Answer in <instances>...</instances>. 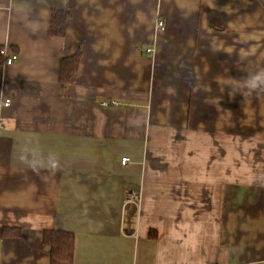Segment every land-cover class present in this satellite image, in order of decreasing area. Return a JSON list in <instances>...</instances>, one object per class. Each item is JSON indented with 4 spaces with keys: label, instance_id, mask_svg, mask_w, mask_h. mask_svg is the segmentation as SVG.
I'll list each match as a JSON object with an SVG mask.
<instances>
[{
    "label": "crops",
    "instance_id": "1",
    "mask_svg": "<svg viewBox=\"0 0 264 264\" xmlns=\"http://www.w3.org/2000/svg\"><path fill=\"white\" fill-rule=\"evenodd\" d=\"M0 46V264L49 228L73 264H264V0H0Z\"/></svg>",
    "mask_w": 264,
    "mask_h": 264
},
{
    "label": "trees",
    "instance_id": "2",
    "mask_svg": "<svg viewBox=\"0 0 264 264\" xmlns=\"http://www.w3.org/2000/svg\"><path fill=\"white\" fill-rule=\"evenodd\" d=\"M71 13L68 10L54 9L50 16L49 33L52 36H65L69 29ZM1 49V46H0ZM81 52L77 51L69 56L63 57L60 67V81L63 86L68 85L79 68ZM0 63L2 56L0 55ZM5 235H20L19 229L4 228ZM155 237V231L151 232ZM43 242L50 247V264H73L75 234L72 231L49 228L43 232Z\"/></svg>",
    "mask_w": 264,
    "mask_h": 264
},
{
    "label": "built area",
    "instance_id": "3",
    "mask_svg": "<svg viewBox=\"0 0 264 264\" xmlns=\"http://www.w3.org/2000/svg\"><path fill=\"white\" fill-rule=\"evenodd\" d=\"M157 26L159 29L164 28V22L162 19H158ZM151 48H147V51H151ZM0 55L2 56V63L4 65H12L14 64L17 60H19V53L17 51L11 50L8 46H3L0 49ZM11 103L10 99H6L3 102V105L8 106ZM116 102L114 101H104L103 105L108 106V105H115ZM2 121H5L6 118H1ZM128 161V158L125 157L123 158L122 162L126 163ZM140 197V194L137 193L134 190L127 191L125 193V198H124V204L125 205H134L138 208L139 202L138 198Z\"/></svg>",
    "mask_w": 264,
    "mask_h": 264
},
{
    "label": "clouds",
    "instance_id": "4",
    "mask_svg": "<svg viewBox=\"0 0 264 264\" xmlns=\"http://www.w3.org/2000/svg\"><path fill=\"white\" fill-rule=\"evenodd\" d=\"M259 80H262V77L261 76H257L254 78V82H253V86H255V81H259Z\"/></svg>",
    "mask_w": 264,
    "mask_h": 264
}]
</instances>
